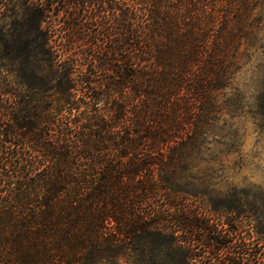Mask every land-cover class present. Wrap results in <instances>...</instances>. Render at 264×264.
<instances>
[{
    "label": "trees",
    "instance_id": "1",
    "mask_svg": "<svg viewBox=\"0 0 264 264\" xmlns=\"http://www.w3.org/2000/svg\"><path fill=\"white\" fill-rule=\"evenodd\" d=\"M47 1L1 56L0 264H264L198 173L264 0Z\"/></svg>",
    "mask_w": 264,
    "mask_h": 264
},
{
    "label": "rangeland",
    "instance_id": "2",
    "mask_svg": "<svg viewBox=\"0 0 264 264\" xmlns=\"http://www.w3.org/2000/svg\"><path fill=\"white\" fill-rule=\"evenodd\" d=\"M42 1L0 0V66L9 64L1 56L5 50H14L17 35L27 30L29 9ZM51 1L47 4L55 8L54 18L58 16L54 20L55 29L62 30L59 20L65 21L68 17L64 7L66 12H71L68 0ZM255 25V56L242 68L237 80V86L244 91L247 108L242 115L223 117L220 130L208 145L206 161L198 166V173L210 187L205 201L212 198L217 203H225V207L241 206L243 219L236 218L231 229H237L236 235L246 244L249 254L256 255L264 245V19ZM198 201L194 203L198 205ZM208 210L212 212L211 208ZM209 215L211 222L221 227L218 215Z\"/></svg>",
    "mask_w": 264,
    "mask_h": 264
}]
</instances>
